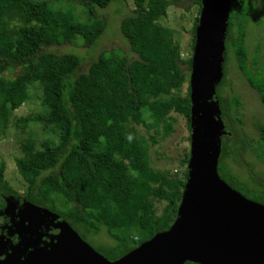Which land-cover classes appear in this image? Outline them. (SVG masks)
<instances>
[{"label": "trees", "instance_id": "16d2710c", "mask_svg": "<svg viewBox=\"0 0 264 264\" xmlns=\"http://www.w3.org/2000/svg\"><path fill=\"white\" fill-rule=\"evenodd\" d=\"M111 1L84 0L86 20L80 21L69 10L54 8L47 1L0 0V71L22 68L16 77L0 81V118L7 120L27 101L32 89L40 92L44 108L41 113L15 120L22 131L39 124L43 132L40 140L23 141L22 156L15 159L17 171L27 183L26 192L20 195L4 182L2 161L0 194L20 196L58 214L84 241L85 233L103 229L112 243L93 249L114 261L168 229L176 217L186 168L182 176L173 174L162 180L161 171L151 166L145 140L135 126H160L164 134H169V114L175 112L184 117L190 135L189 84L183 95L180 88L185 82L181 66L186 65L190 74L191 58L183 60L177 49H170L156 77L146 81L148 67L114 49L101 51L86 72L78 71L81 58L77 54L44 53L45 47L70 44L76 39L94 45L103 31L95 8L107 7ZM196 2L201 7L200 0ZM133 3V10L121 19L119 29L130 51L144 58L157 39L171 32L156 21L166 14L171 1ZM252 11L250 0H230L225 62L232 51L238 70L264 104V77L247 67L246 30ZM197 23L198 19L191 31L192 52ZM225 78L224 67L216 87L223 124L228 116L239 121L240 115L233 109L241 104L236 94L227 101L220 94ZM257 130L259 149L255 153L264 163V125L258 123ZM224 134L216 163L218 175L244 197L264 205V189L248 190L226 169L223 160L236 159L237 149L236 142L229 146L223 140ZM188 157L189 152L179 161L181 165L187 164ZM157 180L160 183L152 191L161 204L160 214L154 202L145 197L149 184ZM51 193L62 195L78 208L57 209Z\"/></svg>", "mask_w": 264, "mask_h": 264}, {"label": "water", "instance_id": "95a60500", "mask_svg": "<svg viewBox=\"0 0 264 264\" xmlns=\"http://www.w3.org/2000/svg\"><path fill=\"white\" fill-rule=\"evenodd\" d=\"M200 3L189 74V157L172 225L109 261L58 214L0 194V264H264V205L244 197L216 169L226 133L216 87L230 0Z\"/></svg>", "mask_w": 264, "mask_h": 264}, {"label": "rangeland", "instance_id": "374dc122", "mask_svg": "<svg viewBox=\"0 0 264 264\" xmlns=\"http://www.w3.org/2000/svg\"><path fill=\"white\" fill-rule=\"evenodd\" d=\"M34 1H47L54 8L69 10L77 20H86L84 0ZM170 1L171 4L167 8L166 14L159 16L156 21L171 29V32L157 39L150 53L144 58H138L136 54L130 51L129 45L119 29L121 19L129 15L134 8L133 0H112L107 7L95 8L96 18L101 21L103 31L94 45H86L81 40L76 39L70 44L45 47L43 51L50 56L67 53L77 54L81 58L78 71L86 72L90 63L97 58L101 51L114 49L125 54L129 59H138L146 65L148 69L144 74V80H151L156 77L157 71L164 65L170 49H177L183 60L191 58L193 53L191 31L193 24L199 18L200 7L196 0ZM250 2L253 5V11L248 18L246 30L247 67L254 74L259 72L264 77V0H250ZM181 67L185 75V82L180 88V94L183 95L189 84V71L186 65ZM224 67L226 68V78L225 83L220 87V94L226 101L233 94H236L241 104L237 109H233L240 115L239 121L232 120L230 116L224 119L226 133L223 140L227 141L229 146L236 142L237 153L236 159L225 158L223 163L228 172L234 176L235 181L244 184L248 190L253 188L264 189V179L262 178L264 177V163L258 160L255 153V150L259 149L257 124L264 125V104L238 70L232 51L228 53ZM21 71V67L6 68L0 71V81L14 78ZM43 111L40 92L32 89L27 101L15 109L7 120L0 118V162L3 161L5 164L3 179L20 195L26 192L27 183L17 171L15 159L22 156L21 143L23 141L40 140L43 132L42 126L39 124L30 125L22 131L21 127L15 125V120ZM234 114L235 111L231 113V116ZM169 117L168 123L171 126L169 134H164L160 126H135L138 135L145 140L150 164L154 170L161 171L162 180L173 176V174L182 176L187 164L181 165L179 161L185 153L189 152V131L184 117L175 112H171ZM150 122L151 119L148 118L147 123ZM245 143L251 144V147L244 146ZM158 183L160 180L149 184L145 197L154 202L157 206V214H160L161 204L153 198L152 191ZM50 197L56 208L61 211L78 208L76 204L66 201L60 194L51 193ZM81 232L84 233L83 230ZM84 235L85 241L92 248H96L98 245L105 247L112 243V239L103 229L97 233L88 232Z\"/></svg>", "mask_w": 264, "mask_h": 264}, {"label": "flooded vegetation", "instance_id": "af4514ba", "mask_svg": "<svg viewBox=\"0 0 264 264\" xmlns=\"http://www.w3.org/2000/svg\"><path fill=\"white\" fill-rule=\"evenodd\" d=\"M189 81V80H188Z\"/></svg>", "mask_w": 264, "mask_h": 264}]
</instances>
